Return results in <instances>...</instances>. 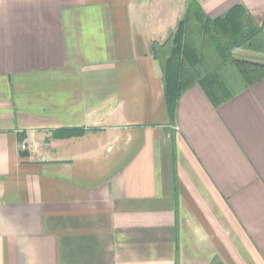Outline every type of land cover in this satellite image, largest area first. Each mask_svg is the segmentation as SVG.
<instances>
[{"label": "crops", "instance_id": "1", "mask_svg": "<svg viewBox=\"0 0 264 264\" xmlns=\"http://www.w3.org/2000/svg\"><path fill=\"white\" fill-rule=\"evenodd\" d=\"M196 1L222 35L264 20ZM186 4L0 0V264H264V78L220 104L195 84L170 118L152 45Z\"/></svg>", "mask_w": 264, "mask_h": 264}, {"label": "trees", "instance_id": "2", "mask_svg": "<svg viewBox=\"0 0 264 264\" xmlns=\"http://www.w3.org/2000/svg\"><path fill=\"white\" fill-rule=\"evenodd\" d=\"M226 18L223 17L222 20ZM216 21H211L204 15L196 0H187L184 17L175 33L170 35L165 44L152 45L153 56L159 60L162 68L170 118L180 95L195 84L208 88L213 94L215 104L228 99L230 92L220 79V73L227 67H233L237 71L244 87L252 86L264 78V64L237 60L232 56L234 49L264 54V20L258 25L243 10L238 36L222 35L217 29ZM190 26L196 28L200 46L192 48L193 54H186L185 34ZM205 43L211 46H204Z\"/></svg>", "mask_w": 264, "mask_h": 264}, {"label": "rangeland", "instance_id": "3", "mask_svg": "<svg viewBox=\"0 0 264 264\" xmlns=\"http://www.w3.org/2000/svg\"><path fill=\"white\" fill-rule=\"evenodd\" d=\"M221 77L227 84L228 90L230 92L240 88V77L233 67H227L223 69L221 72Z\"/></svg>", "mask_w": 264, "mask_h": 264}, {"label": "built area", "instance_id": "4", "mask_svg": "<svg viewBox=\"0 0 264 264\" xmlns=\"http://www.w3.org/2000/svg\"><path fill=\"white\" fill-rule=\"evenodd\" d=\"M20 150L35 152L38 148V144L36 142H32L31 144H27L25 142H21L19 145Z\"/></svg>", "mask_w": 264, "mask_h": 264}]
</instances>
